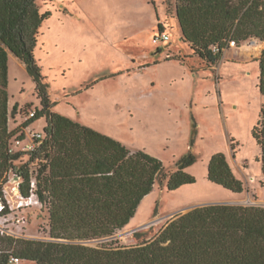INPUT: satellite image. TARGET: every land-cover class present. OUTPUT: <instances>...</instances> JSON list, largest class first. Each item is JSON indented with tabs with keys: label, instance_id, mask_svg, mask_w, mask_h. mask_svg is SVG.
Wrapping results in <instances>:
<instances>
[{
	"label": "rangeland",
	"instance_id": "1",
	"mask_svg": "<svg viewBox=\"0 0 264 264\" xmlns=\"http://www.w3.org/2000/svg\"><path fill=\"white\" fill-rule=\"evenodd\" d=\"M36 2L47 16L33 55L48 85L53 111L114 138L131 151L157 157L164 173L175 169L177 160L188 153L195 158L184 168L195 177L194 183L168 190L160 176L127 226L115 233L118 236L84 243H141L195 204L235 200L264 206L261 148L252 135L264 102L258 88L262 40L250 37L237 47L227 46L210 64L180 39L174 0ZM159 23L169 33V41H153ZM246 44L261 47L252 52ZM8 71L11 101L24 102L20 117L11 118L13 127L24 120L26 108L40 103L24 63L11 57ZM27 103L30 106L24 107ZM44 126V117L29 125L33 130ZM218 152L224 153L243 181L242 193L208 180L210 157ZM40 203L20 211L27 222L11 224L12 235L50 238L47 208Z\"/></svg>",
	"mask_w": 264,
	"mask_h": 264
},
{
	"label": "trees",
	"instance_id": "2",
	"mask_svg": "<svg viewBox=\"0 0 264 264\" xmlns=\"http://www.w3.org/2000/svg\"><path fill=\"white\" fill-rule=\"evenodd\" d=\"M174 3L182 40L210 64L231 40L237 46L250 37L264 42V0ZM46 16L36 0H0V197L9 172L18 176L24 197L30 195L34 180L33 191L47 208L50 237L0 232V264H14L11 256L17 264H264L261 205L198 206L177 214L152 239L130 246L71 242L108 237L126 227L160 176L168 190L194 183L195 177L184 168L195 158L188 153L177 160L175 169L164 173L157 157L131 151L114 138L53 111L48 85L33 55ZM158 28L165 31L161 23ZM8 50L24 63L40 103L26 108L24 120L13 127L11 118L20 117L21 106L15 102L8 107ZM258 64V88L264 96V49ZM30 111L34 115L28 118ZM41 117L45 118L43 139L31 151L11 152L12 141L22 139L25 128ZM252 135L261 148L264 176V102ZM207 178L236 194L245 189L221 152L210 157Z\"/></svg>",
	"mask_w": 264,
	"mask_h": 264
},
{
	"label": "built area",
	"instance_id": "3",
	"mask_svg": "<svg viewBox=\"0 0 264 264\" xmlns=\"http://www.w3.org/2000/svg\"><path fill=\"white\" fill-rule=\"evenodd\" d=\"M169 39L170 35L167 31H160L153 37L155 43L165 42ZM229 46L237 47L233 40L229 41ZM213 50H216V47H213ZM33 115L34 111H30L27 117L29 118ZM24 133L25 136L22 139H14L12 141L9 147L11 152L31 151L44 137L42 130H33L29 125L25 128ZM15 177V175L8 177V180H6V183L2 187V198L0 197V232L9 235H12L11 224L18 225L25 222V217L23 214H20V211L41 205L40 200L33 191V188H35L34 180L30 184L32 187L30 195L24 197L19 192V179L12 181ZM9 261L14 264L18 263V259L13 256L10 257Z\"/></svg>",
	"mask_w": 264,
	"mask_h": 264
},
{
	"label": "water",
	"instance_id": "4",
	"mask_svg": "<svg viewBox=\"0 0 264 264\" xmlns=\"http://www.w3.org/2000/svg\"><path fill=\"white\" fill-rule=\"evenodd\" d=\"M19 178L18 176H16L12 181H17ZM218 203H225V204H238V205H246L247 203H243L241 201H235V200H231V201H225V202H218ZM207 204H212V203H204V204H195V205H191L189 207L186 208V211H189L195 207H198V206H203V205H207ZM260 203H250L249 205H259ZM119 234H113L111 236H108V237H103V238H99V239H91L90 241H102V240H107V239H112L116 236H118ZM71 242H74V243H82V244H86L84 243V241H81V240H74V241H71ZM89 242V241H88Z\"/></svg>",
	"mask_w": 264,
	"mask_h": 264
},
{
	"label": "crops",
	"instance_id": "5",
	"mask_svg": "<svg viewBox=\"0 0 264 264\" xmlns=\"http://www.w3.org/2000/svg\"><path fill=\"white\" fill-rule=\"evenodd\" d=\"M178 35L180 36V39L182 40V35H181V32H180V29H179V33H178ZM171 39V38H170ZM169 39V40H170ZM168 40V41H169ZM183 41V40H182ZM262 45H264L263 43H262ZM7 55H8V59L9 58H11V57H16L10 50H8L7 51ZM17 58V57H16ZM18 59V58H17ZM20 60V59H19ZM21 61V60H20ZM22 62V61H21ZM25 66V65H24ZM140 67H142V66H140ZM190 68H191V66H190ZM192 69V68H191ZM192 71L194 72V70L192 69ZM195 71H197V70H195ZM8 75H9V71H8ZM15 102H18V104H19V107H20V105L22 104V103H24V102H20V101H18L17 99H14V100H12L11 101V98H10V96H9V100H8V107H9V110L12 108V105L15 103ZM138 208V207H137ZM137 210V209H136ZM135 213H136V211H135ZM146 219V218H145ZM145 219H143V220H145ZM139 223H141V222H138V223H136V225L137 224H139Z\"/></svg>",
	"mask_w": 264,
	"mask_h": 264
},
{
	"label": "bare ground",
	"instance_id": "6",
	"mask_svg": "<svg viewBox=\"0 0 264 264\" xmlns=\"http://www.w3.org/2000/svg\"><path fill=\"white\" fill-rule=\"evenodd\" d=\"M245 47H246L247 51H252V50H257V49H259L261 46H260L259 44H257L256 46H253V45H251V44H246ZM252 52H253V51H252ZM252 52H251V53H252ZM248 201H249V200H248Z\"/></svg>",
	"mask_w": 264,
	"mask_h": 264
}]
</instances>
